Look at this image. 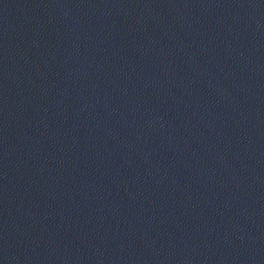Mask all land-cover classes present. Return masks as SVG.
I'll return each instance as SVG.
<instances>
[{"label":"water","instance_id":"1","mask_svg":"<svg viewBox=\"0 0 264 264\" xmlns=\"http://www.w3.org/2000/svg\"><path fill=\"white\" fill-rule=\"evenodd\" d=\"M264 221V0H0V264H131Z\"/></svg>","mask_w":264,"mask_h":264}]
</instances>
